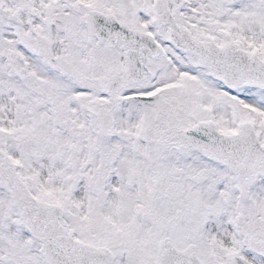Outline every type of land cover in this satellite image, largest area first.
I'll list each match as a JSON object with an SVG mask.
<instances>
[{
    "label": "snow or ice",
    "instance_id": "6c2138e0",
    "mask_svg": "<svg viewBox=\"0 0 264 264\" xmlns=\"http://www.w3.org/2000/svg\"><path fill=\"white\" fill-rule=\"evenodd\" d=\"M0 264H264V0H0Z\"/></svg>",
    "mask_w": 264,
    "mask_h": 264
}]
</instances>
